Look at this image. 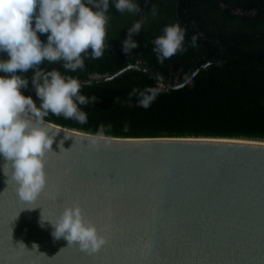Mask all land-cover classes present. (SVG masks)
Here are the masks:
<instances>
[{
	"label": "water",
	"instance_id": "water-1",
	"mask_svg": "<svg viewBox=\"0 0 264 264\" xmlns=\"http://www.w3.org/2000/svg\"><path fill=\"white\" fill-rule=\"evenodd\" d=\"M221 61L177 85L141 63L79 81L94 85L137 70L163 90L179 89ZM21 90L36 92L30 84ZM45 122L58 133L45 156L47 186L35 202L18 198L0 155V264H264V140L104 136L107 146L102 139L94 147L95 134ZM76 204L107 239L92 255L41 223Z\"/></svg>",
	"mask_w": 264,
	"mask_h": 264
},
{
	"label": "trees",
	"instance_id": "trees-1",
	"mask_svg": "<svg viewBox=\"0 0 264 264\" xmlns=\"http://www.w3.org/2000/svg\"><path fill=\"white\" fill-rule=\"evenodd\" d=\"M243 12L256 7L257 0H235ZM141 7L138 14L118 12L109 0L106 49L100 59L85 58V66L76 72H66L62 63L49 64L43 61L39 67L44 70L56 69L62 74L79 80L89 79L94 74H111L135 64L138 61L163 72L167 77L171 68L183 69L181 81L193 67L217 58L220 46L196 42L184 35L183 52H178L162 64L153 51V39L162 34L169 24H178L175 17L177 0H134ZM199 2V3H198ZM204 2L207 14L201 20V6ZM264 6V0L262 1ZM158 11L152 16L151 5ZM181 12L189 10V22L196 31L202 28L209 37L218 38L224 46L223 61L200 72L190 83L179 89H161L147 73L130 70L118 78L94 85L81 86V94L87 98L95 96L96 103L80 105L87 114V123L80 124L74 119H65L49 113L45 121L58 126L90 134H97L104 125V136L110 137H228L264 140V17L260 20L246 18H219L213 0H182ZM258 15H261L259 11ZM146 17L143 28L132 39L137 47L125 52L123 42L128 37V28ZM34 26V22H33ZM191 28V27H190ZM230 31L232 32L230 34ZM39 39L47 42L48 34L37 33ZM147 45V46H145ZM205 50V54L201 53ZM0 58L7 59L6 53ZM34 70L18 73L32 84ZM5 75L0 72V76ZM153 87L158 90L156 99L147 109L137 106V97L131 98L133 88L140 90ZM31 96L37 106L40 104L36 92L21 90ZM118 98V99H117ZM111 125V128L108 127ZM127 126V130H125Z\"/></svg>",
	"mask_w": 264,
	"mask_h": 264
},
{
	"label": "clouds",
	"instance_id": "clouds-1",
	"mask_svg": "<svg viewBox=\"0 0 264 264\" xmlns=\"http://www.w3.org/2000/svg\"><path fill=\"white\" fill-rule=\"evenodd\" d=\"M112 4L121 14L135 15L142 11L134 0H112ZM108 11L109 0H0V53L7 55V59L0 58V72L5 74L0 76V155L6 161L3 172L8 177L11 169L10 178L23 202H35L47 186L45 156L54 152L52 144L58 132L50 134L44 118L51 113L85 124L87 114L79 106L97 102L95 96L89 99L81 94L78 78L56 69L44 70L39 65L47 60L49 64L62 63L66 72H76L84 68L85 58H102L110 19ZM150 11L155 17L158 6L151 5ZM145 20L146 17L141 18L128 28V37L123 42L126 53L138 46L132 36L140 32ZM161 31L151 43L162 64L185 49L184 31L178 24L166 25ZM37 33H47V42L43 43ZM29 69L34 70L31 79L39 106L31 96L21 93L28 79L18 73H27ZM157 95L158 90L153 87L133 88L129 106L136 96L137 106L147 109ZM103 133L104 125H100L98 133L90 137V144L98 146L103 139L107 146ZM62 144L63 141L60 151L65 150ZM43 221L53 225L52 235L56 239L63 237L69 246L76 244L89 255L107 243L97 226L85 219L78 204L65 207L55 222L42 217V226Z\"/></svg>",
	"mask_w": 264,
	"mask_h": 264
},
{
	"label": "flooded vegetation",
	"instance_id": "flooded-vegetation-1",
	"mask_svg": "<svg viewBox=\"0 0 264 264\" xmlns=\"http://www.w3.org/2000/svg\"><path fill=\"white\" fill-rule=\"evenodd\" d=\"M245 1V0H244ZM258 2H259V7H258V10L256 9V7H254V8H252L251 10H246V12H243V10L242 9H240L239 7L238 8H234V7H232V6H230V5H228L227 3H231V4H233V5H236V1L235 0H213V2H214V6H215V12H216V14L218 15V17L219 18H222L223 16H226V17H231V18H246V17H240V16H230L231 14H233V13H238V12H243L244 14H252V15H254L255 17H249V18H251V19H258V20H260V19H262L263 17H264V6H263V3H262V1L263 0H257ZM178 2H179V13L177 14V4H178ZM181 2H182V0H177V2H176V5H175V17H176V21H177V23H178V25L181 27V25H180V23H179V18H180V20L182 21V23H183V25H184V27L186 28V29H188V31H190L189 33L188 32H186L182 27V29H183V31H184V35L185 36H189L190 37V39H192V40H195L196 42H202V43H212L214 46H217V45H219L220 46V50H221V53H220V55L217 57V58H214V59H212V60H215V59H218V58H222L223 59V55H224V46L222 45V43H221V41L218 39V38H216V37H209V36H207L206 35V32L202 29V28H197L196 29V31L194 30V27L189 23V22H187V21H185V20H183V19H185V17H186V19H191L192 17H191V15L189 14L190 12H189V10L188 9H185V12H181V7H180V5H181ZM199 3V2H198ZM220 5V6H219ZM200 6H201V13H200V15H201V20H204L205 19V16H206V14H207V11H206V5H205V3L204 2H202L201 4H200ZM259 11L261 12V15H258V13H259ZM191 27V28H190ZM190 33H193V34H195V35H197V36H201V37H205V38H210V39H215V40H218L219 42H220V44H216L214 41L212 42V41H207V40H199V39H197V38H195L193 35H191ZM232 32L230 31V34H231ZM222 46V47H221ZM201 53H203V54H205V50H202L201 51ZM212 60H209V61H212ZM209 61H207V62H209ZM223 61V60H222ZM222 61L220 62V63H222ZM207 62H205V63H203V64H206ZM136 63H141V64H144V63H142L141 61H138V62H136ZM220 63H216V64H220ZM203 64H201V65H203ZM144 65H146V64H144ZM200 65V66H201ZM148 66V65H147ZM200 66H198V67H200ZM150 67V66H149ZM198 67H193L192 68V70H191V72H190V74L186 77V78H188ZM156 70V69H155ZM158 72H160L161 73V75H163L165 78H166V80L171 84V85H177V84H179V83H181V82H183V81H181V74L183 73V69L181 68V69H179V70H177V71H174L173 70V68H171L170 69V71H169V74L170 75H172L171 77H167L163 72H161V71H159V70H157ZM152 78H154V77H152ZM155 79V78H154ZM156 80V82H157V86H162V84H160V82L157 80V79H155Z\"/></svg>",
	"mask_w": 264,
	"mask_h": 264
}]
</instances>
